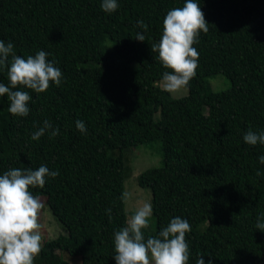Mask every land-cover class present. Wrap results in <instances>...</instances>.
<instances>
[{
  "label": "trees",
  "instance_id": "obj_1",
  "mask_svg": "<svg viewBox=\"0 0 264 264\" xmlns=\"http://www.w3.org/2000/svg\"><path fill=\"white\" fill-rule=\"evenodd\" d=\"M196 2L209 31L193 45L198 68L186 94L172 97L157 84L170 70L151 47L167 12L185 0H117L113 13L102 0H0V40L24 58L43 50L62 71L61 84L45 92L16 89L32 97L25 117L11 115L0 96V175L41 165L60 173L30 188L66 231L42 241L34 264H70L62 251L78 264H116L114 233L127 225L123 154L151 141L160 143L161 164L136 176L153 208L146 238L180 216L191 225L188 264L200 255L206 264H264V231L256 229L264 144L243 140L249 129L264 132V0ZM217 73L229 87L212 91L206 77ZM0 83L10 86L7 66ZM45 120L59 134L32 140Z\"/></svg>",
  "mask_w": 264,
  "mask_h": 264
},
{
  "label": "clouds",
  "instance_id": "obj_2",
  "mask_svg": "<svg viewBox=\"0 0 264 264\" xmlns=\"http://www.w3.org/2000/svg\"><path fill=\"white\" fill-rule=\"evenodd\" d=\"M118 7L117 0H102L104 12L113 13ZM162 23V35L159 42L152 45L151 51L157 52L162 66L170 70L162 74L163 90L175 93L187 88L196 75L199 52L193 45L198 43L201 32L206 34L209 31L208 22L196 0H185L182 7L168 11ZM137 24L147 31V25L142 20ZM135 38L145 41V35L140 32ZM49 55L40 50L34 56L24 58L15 54L11 41L5 43L0 40V66H7L10 82V86L0 83V96L7 95L11 115L25 117L30 111L28 103L32 97L29 92L16 89L26 88L42 93L49 88L50 82L57 86L61 84L62 71L54 61L47 59ZM76 127L86 134L83 121L77 120ZM50 129L52 137L59 134V129L45 120L43 127L38 128L31 139L39 140ZM243 140L253 146L264 144V132L249 129ZM259 161L264 164V155L259 157ZM59 174L58 170L52 171L41 165L36 170L14 168L0 175V264H34L43 249L39 221L44 204L30 188H43L47 177L54 179ZM256 175L264 173L257 170ZM106 214L111 218V209H106ZM152 215V204L144 202L127 225L114 233L116 264H188L190 253L185 238L186 233L191 231L188 220L176 216L158 235L146 238L142 230L150 227ZM256 229L264 231V222L258 219ZM196 264H206L203 255L199 256ZM207 264H212V260L209 259Z\"/></svg>",
  "mask_w": 264,
  "mask_h": 264
},
{
  "label": "rangeland",
  "instance_id": "obj_3",
  "mask_svg": "<svg viewBox=\"0 0 264 264\" xmlns=\"http://www.w3.org/2000/svg\"><path fill=\"white\" fill-rule=\"evenodd\" d=\"M105 45L107 43L105 42ZM212 91H220L229 87L228 79L220 73L212 74L206 77ZM157 84L163 88L162 79ZM187 90L181 89L179 92L170 93L172 97H181L186 94ZM161 151L159 141L142 143L136 147H130L123 154L124 159V209L127 213L128 221L134 212L142 206L144 202H150V191L148 188L139 187L136 183L137 174L149 167H156L161 164ZM126 194V195H125ZM44 204L40 214V233L42 241L52 239L58 235H64L65 229L55 220L52 213L45 204L43 196H38ZM149 230L154 229V218H150ZM62 258L70 264L80 263L79 256H70L62 251Z\"/></svg>",
  "mask_w": 264,
  "mask_h": 264
}]
</instances>
